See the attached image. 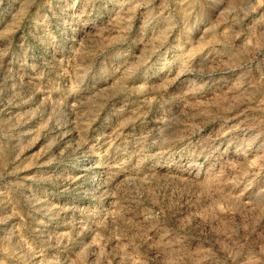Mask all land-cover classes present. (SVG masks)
I'll list each match as a JSON object with an SVG mask.
<instances>
[{"label": "rangeland", "instance_id": "rangeland-1", "mask_svg": "<svg viewBox=\"0 0 264 264\" xmlns=\"http://www.w3.org/2000/svg\"><path fill=\"white\" fill-rule=\"evenodd\" d=\"M0 264H264V0H0Z\"/></svg>", "mask_w": 264, "mask_h": 264}]
</instances>
